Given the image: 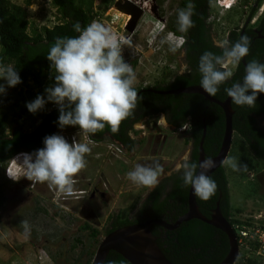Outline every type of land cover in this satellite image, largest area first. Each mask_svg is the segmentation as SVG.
<instances>
[{"label": "rangeland", "instance_id": "obj_1", "mask_svg": "<svg viewBox=\"0 0 264 264\" xmlns=\"http://www.w3.org/2000/svg\"><path fill=\"white\" fill-rule=\"evenodd\" d=\"M9 1L25 9L33 25L52 28L58 22L52 0ZM128 1L95 0L94 11L98 14L95 21L109 26L120 35L131 37L133 46L125 47L122 54L132 67L134 62L138 63L135 69L137 90L153 87L164 80L171 81L185 70L183 50L178 48L177 39L171 38V28H177V10L181 9L183 0H157L156 4L151 0H141L140 5L129 4ZM256 2L212 0L209 23L217 45L228 40L230 33L236 29H253L257 26L264 11V3L254 18L249 20ZM118 12L129 16L126 25L124 18L116 17ZM132 20H135L133 28L128 30ZM173 48L176 50L172 51ZM229 70L234 74L237 66H229ZM35 86L29 81L27 90L35 89ZM32 101L29 99L28 103ZM50 103L45 104L47 111L53 105L56 106ZM14 109L21 113L23 107ZM6 112L11 113V121L13 113L9 110ZM26 115L36 120L35 114L28 111ZM154 119L152 117L149 121L150 125ZM29 122L26 121L27 126ZM259 123L264 129V118ZM150 125L143 123L141 129L137 126L138 131L133 138H142L143 144L129 152L123 151L110 138L100 143L93 141L90 135H84L79 129L58 132L69 143L75 137L79 142L88 143L91 149L86 155V169L75 178L77 183L72 196L49 189L46 183H32L24 177L10 181L7 174L11 170V161L2 165L0 183L6 185L7 201L0 211V264H87L93 255L95 257L100 244L109 235L112 218L123 217L125 214L129 220L136 219L150 193L165 179L182 172L177 170V165L189 158L192 148L189 130L182 131L164 125L161 128L164 129L162 135L154 132L149 135ZM140 131L147 136L141 135ZM229 156L236 157L248 167L247 171H233L225 166L232 207L243 211L242 215L250 214L251 211L264 212V166L249 154L246 145L237 135H234ZM154 161L160 162L164 169L154 189L137 186L127 179V172L133 170L136 164L149 165ZM19 162L17 166L14 163L16 167L11 171L15 170L13 174L17 177L25 174L21 165L22 158ZM236 217L235 214L234 219ZM22 220H27L31 226L27 238L20 223ZM85 224L100 232L97 240L83 229Z\"/></svg>", "mask_w": 264, "mask_h": 264}, {"label": "trees", "instance_id": "obj_2", "mask_svg": "<svg viewBox=\"0 0 264 264\" xmlns=\"http://www.w3.org/2000/svg\"><path fill=\"white\" fill-rule=\"evenodd\" d=\"M191 2L195 4V14L192 16L195 26L187 33L179 32L176 27L171 28L177 36L186 39L184 49L187 53L188 73L177 75L173 82L165 80L158 82L156 89L176 91L181 88L200 86L202 77L198 65L201 55L206 51L217 55L222 52L220 47L214 46L210 38L212 30L209 20L212 13V0H191ZM188 3L189 0H183L180 7L185 8ZM263 3L264 0H257L249 20L259 12ZM94 4L95 0H52V5L57 11L58 22L49 28L33 25L28 20L25 9L13 5L9 0H0V64L12 65L22 80V83L15 87H8L7 82L0 79V84L4 85L6 89L4 93H0V111L2 112L0 114V167L23 152L32 153L44 147L43 141L46 136L58 134L60 131L79 129L74 126L60 129L57 105H53L54 107L50 111H47V107L44 106L42 110L35 113L36 120L26 115L28 112L26 105L29 99L34 101L38 95H43L46 99L45 88L54 84L52 76L55 75V71L50 69V62L46 57L50 46L58 37L77 36L78 33L73 29L75 23L79 22L82 27H85L95 21L98 14H95ZM243 35L251 38L249 54L237 65V70L231 79L219 86V91L214 98L221 102H225L228 98L226 88L231 87L233 83L242 82L245 75L244 59L246 63L251 60L264 63V11L255 28L236 29L230 33L228 40L230 44H234ZM137 66L136 61L133 64L134 71ZM29 81L36 85L35 89L27 90ZM137 91L139 93L140 89ZM146 96L155 97L153 94L144 95V97ZM18 97L19 99H17ZM151 100L153 103L166 104L171 109V119L173 123L177 122L178 129H181L183 124L189 125L190 141L194 143L192 162L199 164V148L204 125L207 126L204 145L207 158H215L219 154L226 129L225 112L220 106L212 104L204 96L198 94L160 96ZM21 106L23 107L21 113H17L14 108ZM232 107L235 135L246 145L249 154L255 157L261 166H264V129L259 123V120L264 118V93L258 94L254 107L237 106L233 103ZM7 110L13 113L11 121L9 120L11 113H7ZM130 119L131 117L121 123L116 134L111 133V130L106 126L103 131L90 135V137L93 141L102 142L105 134H108L112 140L130 151L133 149V142L127 136L131 129ZM27 120L31 121L29 126L26 124ZM9 124L10 128H8ZM7 128L9 133H7ZM211 178L216 182L217 190L207 201L197 197L200 211L210 219L217 204L220 203L223 216L233 226L234 215L242 214L243 211L232 207L229 177L225 166L218 169ZM171 180L172 186L167 189L169 191H165V188L156 191L148 203L144 204L136 219L129 220L125 214L123 217H113L108 234L127 226L160 219L163 216L168 219L173 218L176 222L186 215L189 211L188 201L191 186L184 185L180 176L173 177ZM5 189L6 185L0 183V211L4 209L7 201ZM83 229L89 232L95 240L100 236L99 231L87 224L83 226ZM164 236L162 235V237ZM159 244L167 259L175 264H221L230 252V242L226 234L200 220L184 223L179 229L170 231L166 238L160 239ZM93 259L94 255L87 264H92ZM105 264L130 263L120 254L111 252ZM236 264L257 263L254 260L245 261L239 257Z\"/></svg>", "mask_w": 264, "mask_h": 264}, {"label": "clouds", "instance_id": "obj_3", "mask_svg": "<svg viewBox=\"0 0 264 264\" xmlns=\"http://www.w3.org/2000/svg\"><path fill=\"white\" fill-rule=\"evenodd\" d=\"M130 2L141 4V0ZM194 14L195 4L191 0L185 8L177 10L179 32L187 33L195 26L192 20ZM73 29L78 35L56 38L46 56L50 69L55 71L52 76L54 84L45 88L46 99L38 95L26 107L30 113L35 114L47 102H53L59 109L60 129L66 126L78 127L87 136L95 135L107 126L111 133L116 134L121 123L134 115L141 100L135 87L136 73L122 54L125 47L133 46L132 39L96 21L85 27L77 22ZM250 44L251 38L247 35L241 36L234 44L225 39L218 44L222 50L220 55L210 51L201 55L198 69L202 77L200 87L204 92L216 96L219 86L233 76L229 66L239 65L248 56ZM0 79L5 80L8 87L22 83L18 71L10 64H0ZM5 91V86L0 84V93ZM225 91L233 104L254 107L258 94L264 93V63L249 61L242 82L233 83ZM163 117L159 118V122H163ZM181 130L190 128L183 124ZM43 144L44 147L32 153L23 152L11 159L12 171L16 160L22 158L21 165L25 174L17 177L9 170L7 178L18 181L24 177L32 183H46L49 189L72 195L77 183L75 178L88 164L86 155L91 152L88 143L79 142L75 137L69 143L63 135L52 134L44 138ZM221 163L233 171H247L248 168L233 156H226ZM214 167L215 160L210 157L199 164L185 158L177 165V170L182 171L184 185H190L195 196L207 201L217 190L216 182L207 174ZM163 171L160 162L154 161L149 165L136 164L126 176L137 186L154 189ZM20 223L27 238L31 226L27 220Z\"/></svg>", "mask_w": 264, "mask_h": 264}, {"label": "water", "instance_id": "obj_4", "mask_svg": "<svg viewBox=\"0 0 264 264\" xmlns=\"http://www.w3.org/2000/svg\"><path fill=\"white\" fill-rule=\"evenodd\" d=\"M128 2L129 4H133L130 1ZM134 21L135 20H132V22L130 23L131 26L128 27V30H132ZM243 64L244 66H246L247 64L245 59L243 60ZM162 94L202 95L207 101L220 106L224 110L226 116L225 135L219 154L215 158H212L215 160L216 167H214L207 173L211 177L218 169L224 166L222 165L221 161L226 156H229L232 149L235 131L233 127L234 111L231 98L228 97L225 102H221L214 97L209 96L200 86L181 88L176 91L166 92ZM206 136L207 126L204 125L203 137L201 139L199 148V162L207 158L204 149ZM188 203V213L181 217L174 225H170L159 219H154L137 225L127 226L109 234L100 244L92 264H105L111 252L120 254L130 264H175L168 260L164 255V253L158 246L157 238H155L151 233V228L152 226L158 225L167 230L174 231L179 229L182 224L188 223L193 220H200L226 234L230 242V252L227 258L221 264H236L240 257L237 236L231 223L223 216L220 208V203L217 204V207L210 219H208L201 213L197 203V196H195L194 190L192 188H190Z\"/></svg>", "mask_w": 264, "mask_h": 264}, {"label": "flooded vegetation", "instance_id": "obj_5", "mask_svg": "<svg viewBox=\"0 0 264 264\" xmlns=\"http://www.w3.org/2000/svg\"><path fill=\"white\" fill-rule=\"evenodd\" d=\"M155 2V4H156V1L157 0H151V2ZM154 2H153V4H154ZM161 4V3H160ZM211 8H212V2H211ZM210 38H211V40H212V43L214 44V46H216V47H218V45L216 44V42H215V40H214V38H213V35H212V32L210 33ZM182 50H183V60H184V64H185V70L183 71V73H181V74H177L178 76H180V75H183V74H187L188 73V65H187V62H186V59H187V57H186V55H187V53H186V49H184V47L182 48ZM177 75H175L174 77H173V79H171V81L170 82H173V81H175L176 80V76ZM156 85H157V83H156ZM156 85H154L153 87H147V88H142V89H140V91H139V93H140V96H141V100L138 102V104H137V108L135 109V112H134V115L133 116H131V119H130V125H131V129L128 131V134H127V136L131 139V141L133 142V149L132 150H130V151H133V150H135V149H137V147H139V146H141L142 144H143V142L141 141V140H143L142 138H140V139H138V140H136V139H134L133 138V135L135 134H137V132L136 131H138L137 130V126H140V125H143V123L145 124L146 123V125L148 126V125H150L149 124V121H151V119H152V117H155V119H154V121H153V124L152 125H150L151 127H150V131H149V135L152 133V132H154V133H157L158 135H162L163 134V130L164 129H161L164 125H168V127L169 128H172V129H175V128H177V122L176 123H173V121H172V115H171V109L170 108H168L167 107V105L166 104H161V103H156V102H151L152 100L151 99H155V97H160V96H164V97H167V96H170V95H167V94H162V93H166V92H171V91H166V90H162V89H156ZM138 93V94H139ZM146 94H153V95H155V97L154 98H152V97H148V96H146V97H144V95H146ZM161 116H164L163 117V119H164V121L163 122H159V118L161 117ZM147 126H146V129H147ZM142 127H144V126H142ZM188 127H189V125H188ZM145 128V127H144ZM140 129H141V126H140ZM141 132V135H144V137H146L147 136V134L145 133H142V131H140ZM92 138V137H91ZM106 138H110V136L108 135V134H105V137H104V140L106 139ZM103 140V141H104ZM110 140L111 141H113L115 144H117L118 146H120L122 149H123V151H128L129 152V150H127V148H125V147H122L118 142H116V141H114V140H112L111 138H110ZM98 143H100V142H98ZM191 144H192V148H191V152H190V155H189V158H188V160L190 161V162H192V156H193V152H194V143L191 141ZM175 177L176 176H180V177H182V172H180V173H178V174H176V175H174ZM173 176V177H174ZM173 177H171V178H169V179H165L162 183H160L151 193H150V195H149V197L145 200V202H144V204L145 203H148V201H149V199L152 197V195L156 192V191H158V190H162L163 188H165V191H169V190H167V189H169L170 188V186H172V178ZM171 183V184H170ZM144 204L141 206V208L139 209V212L138 213H140V211H141V209H142V207L144 206ZM139 215V214H138ZM138 215H137V217H138ZM154 220V219H153ZM159 220H161V221H164V222H166V223H168V224H170V225H174L176 222H174V219L173 218H167L166 216H163L162 218H160ZM111 223H113V221L111 222ZM175 231V230H174ZM170 232V230H167V229H165V228H163V227H161V226H158V225H156V226H152V228H151V233H152V235L155 237V238H157V243H158V246L160 247V244H159V242H160V239H162L163 240V238H166V236L168 235V233ZM162 235H165L164 237H162ZM162 237V238H161ZM165 240V239H164ZM161 249V248H160Z\"/></svg>", "mask_w": 264, "mask_h": 264}, {"label": "built area", "instance_id": "obj_6", "mask_svg": "<svg viewBox=\"0 0 264 264\" xmlns=\"http://www.w3.org/2000/svg\"><path fill=\"white\" fill-rule=\"evenodd\" d=\"M171 34V38L177 39L178 48L182 49L186 44V39L177 36L174 32ZM233 220L240 257L245 261L254 260L257 264H264V212L251 211L250 214H239Z\"/></svg>", "mask_w": 264, "mask_h": 264}, {"label": "bare ground", "instance_id": "obj_7", "mask_svg": "<svg viewBox=\"0 0 264 264\" xmlns=\"http://www.w3.org/2000/svg\"><path fill=\"white\" fill-rule=\"evenodd\" d=\"M116 17L119 18V19H120V18H121V19L124 18V21H123V22H124L125 25L127 24L126 22H128V21L130 20L129 16H125L124 13H121V12H120V13L118 12L117 15H116ZM124 24H122V26H125ZM15 163L17 164V163H20V162H19V160H16ZM14 166H15V164L13 165V167H14ZM16 166H17V165H16ZM16 166H15V167H16ZM16 169H17V168H16ZM17 170H19V168H18ZM17 170H16V171H17ZM10 171H11V170H10ZM18 172H19V171H18ZM12 173H13V172H12ZM18 174H19V173H18ZM72 195H73V194H72ZM72 195H69V196H72Z\"/></svg>", "mask_w": 264, "mask_h": 264}]
</instances>
